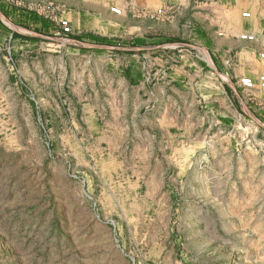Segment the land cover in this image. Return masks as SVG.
Listing matches in <instances>:
<instances>
[{
  "label": "rangeland",
  "instance_id": "374dc122",
  "mask_svg": "<svg viewBox=\"0 0 264 264\" xmlns=\"http://www.w3.org/2000/svg\"><path fill=\"white\" fill-rule=\"evenodd\" d=\"M206 2L192 0L186 11L129 8L126 17L109 7L117 18L103 30L112 37L95 45L120 49L102 52L106 59L135 56L129 63L137 74L167 59L188 74L217 78L209 31L247 33L257 24L248 11L225 22L231 17L217 9L210 26ZM95 11L103 8L90 0H0V15L37 36L0 29V264H264V91L232 84L241 113L223 125L217 119L207 153L151 152L112 135L101 142L108 110L89 111L85 120L75 112L77 98L96 91L89 106L103 108L104 88L84 90L72 79L80 65L101 75L104 67L61 43L102 33ZM181 156L193 167L180 166ZM155 162L168 168L155 171Z\"/></svg>",
  "mask_w": 264,
  "mask_h": 264
},
{
  "label": "crops",
  "instance_id": "0c3cea01",
  "mask_svg": "<svg viewBox=\"0 0 264 264\" xmlns=\"http://www.w3.org/2000/svg\"><path fill=\"white\" fill-rule=\"evenodd\" d=\"M191 2L192 0H90V6L103 8L102 13L94 12V24L102 31L105 25H111L117 18L109 12V7H120L125 16L129 13V8L153 11L161 5L167 7L178 5L186 11ZM205 6L207 15L204 14V18L211 22L210 26H213L212 23L215 21L210 13H214L217 9L231 17L228 18L225 15L227 18L225 22L234 18L239 22L243 11H248L251 21L257 24L255 30L247 33L241 28H224L220 33L209 31L213 45L208 51L222 75H217V78L215 75L204 77L198 71L196 76L188 74L182 67L169 63L167 59L153 60L155 61L153 64L159 69L146 65L145 70L143 64L141 72L137 74L134 71L135 64L129 63L135 60L133 55H131L132 59L127 62L120 61L114 56H110L109 59L100 56L102 52H120L119 48L102 46L108 47L102 49L99 48L100 45H95L106 42L109 40L108 37H112L106 34L107 30L97 35L87 36L91 41H74L86 44L88 47L69 46L77 49L76 53H80L81 59L89 60L92 55V57H97L101 62V67H104L101 69L103 70L102 75L96 67H89L88 64L80 65L79 76L74 75L73 77L69 72L70 77H73L72 81L79 88L84 90L90 88L91 91V88H104L101 90L103 108L99 109L95 105L93 108L89 106L90 103L96 104L97 102L95 97L98 92L96 91L93 93V98H77L80 107L79 112L77 110L75 112V115L85 120L89 111L108 110V120L105 119L99 127L101 142L111 143V138L107 136L112 135L117 136L114 138L115 143L131 142L137 149L143 148L151 152L158 149L168 150L172 155V152L176 150L185 153L197 148L207 153L213 142L217 119L219 118L218 123L223 125L222 121L226 122L231 117L236 118L240 115L241 111L232 102V84L242 90L239 83L241 78H250L257 85L258 77L264 75V0H207L202 4V7ZM5 15L6 17L11 16V13L6 11ZM86 15L91 14L87 12ZM4 16L2 17L5 18ZM9 22L12 23L11 19ZM12 24L15 26L14 23ZM0 25V29L9 33L1 22ZM150 28L149 24L145 26V35L149 34ZM2 30H0V39L1 34H4ZM244 33L252 36L253 42L240 40L239 36L245 35ZM17 35L23 36L13 33V37ZM5 38L6 36L3 37ZM130 49L133 50L131 51L133 54L141 53L143 50L153 51L150 48ZM88 51H92L93 54ZM96 53L99 55L97 56ZM256 91L263 93L264 90L259 91L256 88ZM216 105L222 108L223 114H218L215 109ZM181 160L180 166L190 164L193 167L194 165L192 160L186 156H181ZM179 164L176 167H179ZM152 166L155 171L157 168L164 170L168 168L162 162H155Z\"/></svg>",
  "mask_w": 264,
  "mask_h": 264
},
{
  "label": "built area",
  "instance_id": "2783aa9c",
  "mask_svg": "<svg viewBox=\"0 0 264 264\" xmlns=\"http://www.w3.org/2000/svg\"><path fill=\"white\" fill-rule=\"evenodd\" d=\"M111 12H113L115 14H120V10L114 9V8L111 9ZM245 16H247V15H245ZM61 25H62V28L64 30V33H68L69 32V28L67 27V22H65V21L61 22ZM241 39H243V40H251V38L247 37V36H241ZM239 83H240V86L242 88H244V89H253L256 86V83L253 80H251L250 78H241L239 80ZM257 86L261 90H264V75H260L258 77Z\"/></svg>",
  "mask_w": 264,
  "mask_h": 264
},
{
  "label": "water",
  "instance_id": "95a60500",
  "mask_svg": "<svg viewBox=\"0 0 264 264\" xmlns=\"http://www.w3.org/2000/svg\"><path fill=\"white\" fill-rule=\"evenodd\" d=\"M0 22L4 26V28L9 30L11 33L20 34V35H23V36L37 37V36H35V34L28 33L24 29L14 26L8 20L3 18L1 15H0ZM61 43H63V45H67V46L73 45V46H77V47H88V45L83 44L81 42H74V41L72 42V41H67V40H61ZM99 48L107 49L108 47H102L101 46Z\"/></svg>",
  "mask_w": 264,
  "mask_h": 264
}]
</instances>
